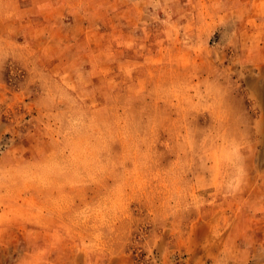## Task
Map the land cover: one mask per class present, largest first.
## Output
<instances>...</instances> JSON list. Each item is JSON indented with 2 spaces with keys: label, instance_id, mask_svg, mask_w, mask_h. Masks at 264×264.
I'll return each mask as SVG.
<instances>
[{
  "label": "rangeland",
  "instance_id": "1",
  "mask_svg": "<svg viewBox=\"0 0 264 264\" xmlns=\"http://www.w3.org/2000/svg\"><path fill=\"white\" fill-rule=\"evenodd\" d=\"M0 264H264V0H0Z\"/></svg>",
  "mask_w": 264,
  "mask_h": 264
}]
</instances>
